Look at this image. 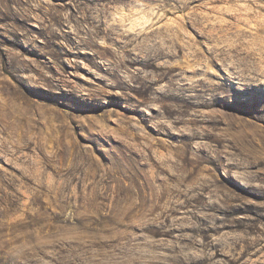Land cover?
<instances>
[{"label":"rangeland","instance_id":"obj_1","mask_svg":"<svg viewBox=\"0 0 264 264\" xmlns=\"http://www.w3.org/2000/svg\"><path fill=\"white\" fill-rule=\"evenodd\" d=\"M0 264H264V0H0Z\"/></svg>","mask_w":264,"mask_h":264}]
</instances>
